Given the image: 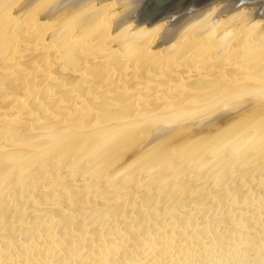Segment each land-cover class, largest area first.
I'll return each mask as SVG.
<instances>
[{
    "label": "bare ground",
    "instance_id": "6f19581e",
    "mask_svg": "<svg viewBox=\"0 0 264 264\" xmlns=\"http://www.w3.org/2000/svg\"><path fill=\"white\" fill-rule=\"evenodd\" d=\"M124 6L125 0H0V80L20 89L6 96L0 87V121L18 124L7 126V140L37 145L3 143L0 123V194L23 190L16 204L12 192L8 201L0 196V264H264V176L247 168L249 177L238 179L255 158L264 168V21L246 11L228 36L234 11L212 6L166 25L118 27ZM9 10L22 19L6 18ZM108 34L120 35V48L106 46ZM33 125L46 130L35 134ZM75 148L59 172L55 163ZM45 155L46 162L55 159L57 168L47 164L52 176L49 167L40 171L50 176L38 172ZM162 156H177L176 172L162 160L140 170L146 182L136 177L127 186L134 166ZM89 160L99 170L113 167L112 174L102 169L109 181L96 175L100 191L96 176L85 183ZM187 163L193 177L202 175L186 178ZM236 163H248L231 175L239 182L228 177ZM20 170L22 189L14 175ZM179 173L185 181L178 176L177 183ZM13 176L18 188L8 183ZM90 184L106 200L98 202ZM71 195L89 197L87 204L97 197L87 208L99 203L102 212L81 211L82 199L85 207L73 213L70 202L80 200Z\"/></svg>",
    "mask_w": 264,
    "mask_h": 264
},
{
    "label": "rangeland",
    "instance_id": "374dc122",
    "mask_svg": "<svg viewBox=\"0 0 264 264\" xmlns=\"http://www.w3.org/2000/svg\"><path fill=\"white\" fill-rule=\"evenodd\" d=\"M246 11H247V10H243V9L234 10L233 15L236 17V18H233V19H234V26L228 30V32L226 33V35L229 36L231 33H233V31H234V27H235V23H236V20H237V17L243 15ZM249 13H250V12H249ZM250 14H251V13H250ZM17 17H18V16H17ZM17 17H15L14 14H13L10 10L6 12V18H14V19H15V18H17ZM21 19H22V18H20V19L17 18V19H15V20H21ZM105 22H106V21H105ZM54 27H55V26H54ZM76 35H77V34H76ZM108 37L111 38V39H109L108 41L111 42V40H112V42H113V40H115V41L118 40V39L120 38V35H117V34H108ZM115 41H114L113 43L111 42L112 44H111V43L106 44V46L109 45V47L111 46L110 48H112V47H118V48H120V47H119V43H120L119 40L116 41V42H115ZM118 42H119V43H118ZM95 49H96V48H95ZM95 49H92L93 52L95 51ZM88 51H89V52H88ZM88 51H87V52H88V54H89V53H90V50H88ZM87 52H86L85 54H87ZM95 52H96V51H95ZM95 52H94V53H95ZM94 53H93V55L95 56ZM32 55H34V54H32ZM90 55H92V54H90ZM90 57H91V56H90ZM97 74H98V73H96V75H97ZM0 76H1V75H0ZM2 78H3V76L1 77V80H0V87H1V86H4V87H2V88H5L6 85H7L6 87H8V86H9V85H8V84H9V82H8L9 80L6 81L7 77H6V78H3V80H2ZM4 79H5V80H4ZM4 82H5V84H3ZM6 82H7L8 84H6ZM1 83H2V84H1ZM17 84H18V83H16V85H11V86L9 87L10 89H9V88H7V89L5 88L4 90H5L7 93H4V94H5L6 96H17V94H19V91H20L19 86H18ZM16 86H17V90H16ZM13 89H15V90L13 91ZM18 89H19V90H18ZM11 90H12V91H11ZM8 91H9V92H8ZM17 91H18V93H17ZM16 93H17V94H16ZM1 107H2V109H3L5 106L3 107V105H1ZM99 110H100V109H99ZM110 114L112 115V117H111ZM110 114H108V118H110V117L113 118V117H114L113 114H112V113H110ZM109 115H110V116H109ZM102 118H104V117H102ZM104 119H105V118H104ZM106 120H107V119H106ZM2 121H3V120H1L0 123H2V125H3V124L5 125V126H2V128H3V127H4V128L6 127L5 129H2V131H5V132H3V133H4L3 136H4L5 133H6L7 126H8L9 124H11V123H7V122H6V123L8 124V125H6L5 122H2ZM12 124H13V123H12ZM12 124L9 125V126L12 127V126H14V125H15V126L18 125V124H14V125H12ZM42 126H43V125H42ZM22 127H23V125H22ZM24 127H25V126H24ZM33 127H34L33 129H34V133H35V134H36V132H37L38 134H39V133H42V132H44V129H45V128H41V129H43V130L41 131V129H37V126L33 125ZM9 128H10V127H9ZM25 128H26L25 130H27L28 126H26ZM22 129L24 130V128H22ZM25 130H24V132H26ZM45 130H46V129H45ZM14 131H15V130H13V132H14ZM16 131H17V130H16ZM27 131H28V130H27ZM7 132H8V133H6V134H7V139H9V138H10V137H9V136H10V134H9L10 132H9L8 129H7ZM19 132H22V134H24V132L21 131V130H19ZM19 132L17 131V132H15V133H18V134H19ZM1 134H2V132H1ZM8 134H9V136H8ZM22 134H21V136H23ZM26 134H27V133H26ZM28 134H29V133H28ZM31 134H33V133H31ZM29 135H30V134H29ZM19 137H20V135H19ZM4 138H5V136H4ZM4 138H2L1 140L3 141ZM7 139L5 138L4 141H3V143H4V142H5V143H6V142H9V143H13V142H15V143H16V142H17V143H20L19 141H13V142H11L13 139H12V140H11V139H10V140H7ZM23 140H24V139H23ZM26 140L29 141V142L31 141V140H28L27 138H26ZM79 140H80V139H79ZM2 141H0V142H2ZM24 141H25V140H24ZM20 144H23V145L26 146L27 148H28V146H29V147L31 146L30 148H32V147H34V146H37V145H30V144L25 143V142H21ZM196 150L199 151L200 149H199V148H196ZM67 151H68V150H67ZM67 151H66V152H67ZM77 151H79V150H77L76 148H75V150H74L73 152L69 151L70 153H69V152L67 153V154H70L69 156L65 153V154H66V157L68 156V157H67V159H68L67 161H68V162H67L66 160H61V159H62V158H61L62 156H60L61 159H60V160L58 159L60 162H58V160H57V162L55 163L54 160L57 159V154H56V153H55V154H56V155H55V156H56L55 159H54V157H50L49 155H48V156H49V158H50L49 160H51V158H52L51 161H52V162L54 161L53 164L55 163L56 166H59V164H57V163H61V166H59V172H61V170H64L65 167H67V164H68L69 161H70L69 158L71 157L70 159L72 160V159H73V156H75L74 153H76ZM60 152L62 153V151H59V155H60ZM63 153H64V152H63ZM72 153H73V154H72ZM48 154H49V153H48ZM50 154H51V153H50ZM65 154H64V156H65ZM71 154H72V155H71ZM180 154H183L182 157H180L181 160H182V158L185 157L184 155L186 154V152H185V153H180ZM180 154H179V155H180ZM53 155H54V153H53ZM59 155H58V156H59ZM51 156H52V154H51ZM197 156H198V155H196V157H197ZM263 156H264V154H263ZM45 157H46V155L43 157V159H44L43 161L46 162V161H48V160H45ZM176 157H177V156H175V157H173V158H167V156H162V157H160V158H158V159H154L152 162H148V161L145 160L143 164H140L139 166L136 165V167L134 166V168L136 169V171H138V172L135 171L134 174H135V173H137V174L139 173L138 176H136L137 174L134 175V174L132 173V174H130V176H131V177L133 176V177L131 178L129 175H128L127 177L125 176L124 178H128V180L125 179V180H127V181L124 180V182H127V183H128L127 186H129V187L132 186V184H133V186H134V185H136V183H138V182L140 183L141 180H143V181L146 182V180H145L144 178L147 177V174H148V173L146 174V172H145V174H143L144 172L142 173V171H141V173L143 174L142 176L145 175L144 177H141L140 170L143 169V166H146V165H149V164H152V163H155V165H156V164L158 165V164H162V163H164L163 161H165L166 163H168V164L170 165V166L168 165L169 168H170V170L168 169V171H170V173H171L172 171L176 172V171H177V170H176L177 168H173V169H175L176 171L173 170V169H172V171H171V168H172L173 166L177 165V161H175V158H176ZM196 157L194 156V159H195ZM47 158H48V157H46V159H47ZM58 158H59V157H58ZM180 158H179V159H180ZM260 158H261V157H260ZM53 159H54V160H53ZM65 159H66V158H65ZM162 160H163V161H162ZM184 160H185V159H184ZM184 160H183V161H184ZM255 160H257V161H255ZM40 161H42V160H40ZM43 161H42V162H43ZM51 161H50V162H51ZM62 161H63V163H64V161H65L66 166H65V164H63L64 167L62 166ZM190 161H192V159H191ZM254 161L257 162L258 164L261 163V162H260V163L258 162V161H260V160H258L257 158H255ZM254 161H252V163H249V164H252V165L254 164V165H255L256 163H254ZM45 162L42 163V164H45L44 166H41V168L39 167L40 169L38 168V172H40V175L43 174V176H44V175H46V174L48 175L49 173H51V176H52V174L54 175L56 172L54 173V171H52L53 169H52L51 171L49 170V169H51L49 166H51V165L53 166V164H48V163H50V162H46V163H45ZM71 162H73V161H71ZM88 162H92V164L90 165ZM42 164H41V165H42ZM47 164H48L49 166H48ZM55 164H54V166H55ZM71 164H72V163H71ZM71 164H69V165H71ZM83 164H84V167H83L84 171H85V170H87V171L83 174L82 172H84V171H80V170H78V171H75L74 174L76 173V176H79V175H82V174H83V176H86L87 178H86V177H84V178L87 180V181L85 180V183H87V185L89 184V182L92 181V180H90L91 177L93 178L94 176L97 175L99 178L101 177L100 179H104V178H107V179H108V177H111V174H112L111 172H113V170H112L113 167H110V166H111V165H110V166H108L107 169H108V171H109L111 174H110L109 172H107L109 175H106V176H105V173H103V170L105 169L104 167H107L108 164H107L106 166L103 167L104 169L102 168L103 170L101 169L102 172H101V170L98 169V167L95 165V163H93L92 160H89V161H87L86 163H85V161H84ZM87 164H88V169L86 168V167H87V166H86ZM187 164H188V163H187ZM69 165H68V168H66V170L69 169V168L71 167V166H69ZM188 165H189V167H188V168H189V173L186 174V175H185V174H183V175L181 174V176H182V180H184V181H185V179H183V178H185V177H183L184 175L186 176V178L191 177V176L193 175V172H192L193 170H192V167H191L192 163H191V164H188ZM233 165H234V164H232V166H231V169H232L233 173H232L231 171H228V173L230 172V174H228V177H229V178L232 177V178H230L229 180L233 179V180H235V181H238V180H237V177L235 178V176H231V175H234V169H235V167L237 168V169H235V171H237V173H236V172H235V173H236L237 176H238V171H239V172H242L241 170H243V168H244L246 165H248V163L245 164V166H244L242 169H241V167H240V166H243L242 164L240 165V164H237V163H236L234 166H233ZM252 165H250V166H252ZM254 165L252 166L254 169H253L252 167H250L251 169H249V167L244 168L243 171L245 172V175L242 174V173H239L240 178L238 177V179L240 180L241 177H242V179L248 178V177H249V173L251 174V171H252V170H254V171H252V175H253L254 173H256L255 175H258V174H259V175L257 176L258 178H259V177H260V178L263 177V176H264V168L260 169V166H261V165L259 166V165L256 164V165L258 166V168H257V166L254 167ZM52 166H51V167H52ZM56 166H55V167H56ZM93 166H94L95 168H97V170L93 169V168H94ZM192 166H193V165H192ZM45 167H46V168L49 167V168H48V172H49V173L47 172V170H46V171L44 170V172H46V174L41 173L40 170H41L42 168H45ZM89 167H90V168H89ZM91 167H92V170H93V171L91 170ZM109 167H110V168H109ZM232 167H233V168H232ZM56 168H57V167H56ZM61 168H63V169H61ZM85 168H86V169H85ZM229 168H230V167H229ZM239 168H240V170H239ZM247 168H248V169H247ZM21 169H23V168L21 167ZM107 169H105L104 172H106ZM109 169H110V170H109ZM135 169H134V170H135ZM190 169H191V170H190ZM231 169H230V170H231ZM246 169H247L248 171L250 170V172L247 174L248 177H246V172H247ZM255 169H258V170L260 169L261 171L258 172V170H255ZM54 170H55V168H54ZM134 170H133V171H134ZM144 170H145V169H144ZM42 171H43V170H42ZM67 171H70V170H67ZM73 171H74V170H73ZM73 171H70L71 174H70V173H69V174H70V175H73ZM96 171H100L101 173H103V174H102L103 176H102L101 174H100V175H101V176H100V175H99L100 172L97 173ZM130 171H131V170H130ZM195 171H196V170L194 169V172H195ZM255 171H256V172H255ZM21 172H22V171L20 170V171L18 172V174L16 173V174H14V175H17V177L19 178V176H20L19 173H21ZM64 172H65V171H64ZM64 172H62V173L64 174ZM78 172H81V173L79 174ZM90 172H92V173L96 172V174L93 175V174L90 173ZM156 172H157V171H156ZM187 172H188V171H187ZM204 172H206V171H204ZM207 172H210V171L207 170ZM207 172H206V173H207ZM244 172H243V173H244ZM32 173H33V174H32ZM32 173L29 172V174H27V177L30 176V175H31L32 177H34L33 175H36V173H35V174H34V172H32ZM65 173H66V172H65ZM67 173H68V172H67ZM77 173H78V174H77ZM185 173H186V172H185ZM191 173H192V175H191ZM128 174H129V173H128ZM195 174H196V175H195ZM198 174H199V172H195V173H194L195 176H194V177L192 176V177H193V178H195V177H200L199 175H200L201 173H200L199 175H198ZM203 174H205V173H203ZM208 174H209V173H207L206 175H208ZM225 174H226V173H225ZM240 174H241L242 176H241ZM18 175H19V176H18ZM47 175H46V176H47ZM89 175H90V178H89ZM201 175H202V174H201ZM229 175H230V176H229ZM252 175H251V177H253ZM48 176H50V175H48ZM74 176H75V175H74ZM74 176H73V177H74ZM83 176H81V177H83ZM97 176L93 178L92 183L95 182L96 180L99 181V180H98L99 178H98ZM107 176H108V177H107ZM178 176H180V173L177 174V175L175 176V177H176V180H177V183H178V180L181 178V176H180V178L177 179ZM187 176H188V177H187ZM203 176H205V175H203ZM203 176H202V177H203ZM14 177H15V176L12 177V180H11V178H10V181H11V182H10V181L8 182L9 179L7 180V182L10 183V184L12 183V181L14 182V181H15V180H13ZM17 177H15V179H16ZM21 177H22V179H23V176H21ZM21 177L18 179L19 181L21 180ZM81 177L79 176V177H77V178H79L81 182H84V178H81ZM136 177H137V178H136ZM138 177H139V178L141 177V180H140ZM192 177H191V178H192ZM205 177H208V176H205ZM210 177H211V176H210ZM210 177H208V178H210ZM28 178H29V177H28ZM75 178H76V177H75ZM96 178H97V179H96ZM129 178H131V179H129ZM135 178H136V179H135ZM40 179H41V178H39V180H40ZM82 179H83V180H82ZM88 179H89V180H88ZM95 179H96V180H95ZM107 179H106V180H107ZM132 179H135V180L138 179V181H137L136 183L134 182L135 184L133 183V181H131L132 183L129 182V181L132 180ZM206 179H207V178H206ZM210 179H212V178H210ZM18 180H17V181H18ZM23 180H24V179H23ZM23 180H21L22 183H25V181H23ZM39 180L37 179L36 181H38V183H39ZM135 180H134V181H135ZM182 180H180V181H182ZM21 181H20L19 183L15 181V182H14V183H15L14 185H16V186H14V187L16 188L17 186H19L20 183H21ZM34 181H35V180H34ZM34 181H32V182H34ZM36 181H35V182H36ZM108 181H109V179H108ZM121 181H122V180H121ZM40 182L42 183V181H40ZM124 182H123V183L121 182V183L124 184ZM145 182H143L144 185H147L148 183H145ZM174 182H175V181H174ZM174 182H173V183H174ZM238 182H239V181H238ZM17 183H18L19 185H18ZM95 183H96V184H95ZM95 183H94V184H95L96 187H97V186L99 185V183H98V184H97V182H95ZM121 183H119V184H121ZM129 183H130V185H129ZM234 183H235V182H234ZM234 183H233V184H234ZM122 184H121V186L119 185L120 188L122 187ZM140 184H141V183H140ZM21 185L23 186V184H21ZM21 185L19 186L20 189H22V188H21ZM24 185H26V183H25ZM90 185L93 186V187L90 186V188H91V189L89 188L90 191L92 190V188H93V192H95L96 189H97L98 191H100V187H99L100 185L98 186L99 188L97 187L96 189H95V185H93V184H90ZM125 185H126V184H124L123 187H122V189H124L122 193H124V192L126 191V190H125L126 188H124ZM144 185L142 184V186H144ZM119 186H117V187H119ZM133 186H132V188H133ZM147 186L150 187L151 185L148 184ZM3 187H4V185H3ZM12 187H13V186H12ZM12 187H11V188H12ZM125 187H126V186H125ZM144 187H145V186H144ZM151 187H153V186H151ZM4 188H5V187H4ZM11 188H10V187L7 188V190H6L7 193L4 192V193H6V195L3 194V196H5V197H2V194H0V196L3 198L2 200H4V198H6V200L8 201V199H7V198H9L8 194H9L10 196H11V194H13L12 197L14 196V198H13V199L9 198V200H11V202H12L13 204H16L17 201L14 200V199H15V198L17 199V197H16L17 194L19 195L20 193H23V192H22L23 190H20V193L18 192L17 194H15V192H14V193L12 192L14 188H12V189H11ZM17 188H18V187H17ZM66 188H68V186H66ZM120 188H119V189H120ZM132 188H130V189H132ZM227 188H228L229 190L232 191V193H233L232 195H235L234 193H236V192L233 191L234 189L232 190V186H231V187H227ZM5 189H6V188H5ZM5 189H4V190H5ZM23 189H25V188L23 187ZM94 189H95V191H94ZM127 189H128V187H127ZM184 189H185V188H184ZM184 189H182V190H184ZM1 190H3V189H1V187H0V191H1ZM4 190H3V191H4ZM10 190H11V191H10ZM25 190H26V189H25ZM161 190H162V189H161ZM166 190H167V188L163 189V192L161 191V194L164 193V195H165V192H167ZM174 190H175V188H174ZM186 190H189V191H190V189H186ZM193 190H195V189H193ZM193 190H192V191H193ZM3 191H1V192L3 193ZM8 191H9L10 193H11V192H12V193L10 194V193H8ZM98 191H96L97 194H96V193L94 194V195H99L97 201H98V202H101L102 200H103V201L106 200V199L102 196V194H98V193H100V192H98ZM184 191H185V190H184ZM184 191L182 192L183 194H184ZM235 191H236V190H235ZM91 192H92V191H91ZM129 192H130V190H128V192L126 191L125 193H129ZM170 192H171V191H170ZM172 192H173V191H172ZM69 193H70V192H69ZM106 193H107V192H106ZM173 193L175 194L174 196H176V195L179 194V193L176 194V193H177L176 191H174ZM187 193H188V191H187ZM187 193H186V194H187ZM192 193H195V195H196V191H195V192L193 191ZM104 194H105V193H104ZM107 194H108V193H107ZM118 194H119V196H120L121 193H118ZM151 194H152V193H151ZM166 194H167V193H166ZM168 194H169V191H168ZM183 194H182V196H183ZM186 194H185L183 197H185V196L187 197L188 194H187V195H186ZM213 194H214V192H213ZM105 195H106V194H105ZM105 195H104V196H105ZM121 195H122V194H121ZM171 195H172V193H170V196H171ZM189 195H192V194L189 193ZM71 196H73V195H71ZM71 196H70V199H71V198H72V199L74 198L73 200H76V199H77V203H79V200H80V204H81V205H80V204L74 205L73 202H70V204L72 203L71 206H74V207H75V208H74V207H71L70 204H69L68 206L65 204V205H66V206H65L66 209H67V207H69V206L72 208V209H71V208H68L70 211H71V210H72V211H73V210L76 211L78 207L84 208V207H85V204H86V208H87V207H89V205L91 204L90 202H91L92 200L97 199V197H95V199H94V197L92 198L93 195L90 196V198H92V199H91V201L88 203V204H89V205H88V204H87V200H89V199H88L89 197L85 199L83 196H82V198H81V195H80V197H79V195H77L78 197L75 199V197H74L75 194H74L73 197H71ZM100 196H101V197H100ZM1 197H0V198H1ZM102 197H103V198H102ZM106 197H107V196H106ZM116 197H117V194H116ZM129 197H130V196H129ZM129 197H128V198H129ZM141 197H142V196H141ZM101 198H102V199H101ZM114 198H115V196H114ZM114 198H113V197H111V198L108 197V199L111 200V201H112V199H114ZM124 198H125V197H121V196H120V199H124ZM132 198H133V197H132ZM132 198H131V199H132ZM59 199H60V198H59ZM78 199H79V200H78ZM82 199H84V201L86 202L85 204H83L84 202L82 201ZM180 199H181V198H180ZM12 200H14V201H16V202H14V201H12ZM73 200H71V201H73ZM109 200H108V201H109ZM0 201H1V199H0ZM111 201H110V202H111ZM59 202H62V198L60 199ZM106 202H107V201H105L104 203H106ZM75 203H76V201H75ZM104 203H103V204H104ZM108 203H109V202H107V204H108ZM111 203H112V202H111ZM111 203H109V204H111ZM100 204H101V203H100ZM107 204H106V205H107ZM59 205H62V204L60 203ZM63 205H64V203H63ZM78 205H79V206H78ZM82 205H84V207H82ZM92 205H93V203H92ZM98 205H99V203L97 204V207L100 208V209H98L97 207L95 208V206H96V204H95L93 207H91V208H93V209H91V208L88 209V208H87L86 210H85V209H84V210L82 209L81 211H83V212L86 211L87 214L90 213L91 215H92L93 213H97V212H96L97 210H99L98 213H100V212H102L101 207H100L102 204L99 205V206H98ZM18 206H19V205H18ZM77 206H78V207H77ZM90 206H91V205H90ZM16 208H17V207H16ZM106 208H107V207H106ZM68 209H67V210H68ZM107 209H108V208H107ZM88 210H89V211H88ZM25 211H26V209L23 208V212H24V213H25ZM75 211H73V213H75ZM77 211H78V210H77ZM105 211L109 212L110 210H105ZM83 212H82V213H83ZM110 212H112V211H110ZM71 213H72V212H71ZM26 220L29 221V222L31 221V223L35 222V219H33V220H31V219H26ZM65 223H66V222H65ZM33 224H34V223H33ZM33 224H29V225H30V226L32 225V227H34V226L36 225V223L34 224V226H33ZM66 224H67V223H66ZM66 224H65V225H66Z\"/></svg>",
    "mask_w": 264,
    "mask_h": 264
},
{
    "label": "water",
    "instance_id": "95a60500",
    "mask_svg": "<svg viewBox=\"0 0 264 264\" xmlns=\"http://www.w3.org/2000/svg\"><path fill=\"white\" fill-rule=\"evenodd\" d=\"M125 3L118 27L129 23L136 27L166 25L212 6H228L230 11L244 9L255 20L264 21V0H125Z\"/></svg>",
    "mask_w": 264,
    "mask_h": 264
}]
</instances>
